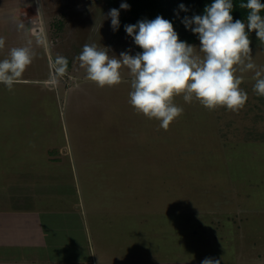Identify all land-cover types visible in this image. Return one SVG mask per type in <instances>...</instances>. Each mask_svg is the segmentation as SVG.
<instances>
[{"label": "rangeland", "instance_id": "1", "mask_svg": "<svg viewBox=\"0 0 264 264\" xmlns=\"http://www.w3.org/2000/svg\"><path fill=\"white\" fill-rule=\"evenodd\" d=\"M110 1L0 0V60L28 41L35 53L11 91L0 84V197L32 181L68 194L75 184L86 201L130 205L144 237L138 248L146 241L154 259L264 264V97L253 91L255 70L237 72L248 94L239 112L177 97L183 114L164 130L130 105L126 68L120 84L100 88L76 59L88 43L117 57L142 51L113 31ZM249 38L264 72V44L255 32Z\"/></svg>", "mask_w": 264, "mask_h": 264}, {"label": "clouds", "instance_id": "2", "mask_svg": "<svg viewBox=\"0 0 264 264\" xmlns=\"http://www.w3.org/2000/svg\"><path fill=\"white\" fill-rule=\"evenodd\" d=\"M246 9L245 20L233 19L232 0H213L206 5L203 15L184 17L185 28L197 35L200 45L196 47L179 39L173 23L158 15L153 20L142 19L136 24H126L125 32L142 51L131 55L121 52L119 57L95 43L85 44L76 57L85 70L86 79L98 87H113L122 82L121 69L130 74L129 103L138 114L159 122L167 130L170 124L183 114V107L175 102L182 97L185 103L198 102L208 110L224 107L239 112L245 107L248 94L240 87L243 78L237 72L255 70L253 91L264 97V72L257 70L253 62L249 34L255 32L264 44V3L247 0L240 3ZM180 10L188 9L179 5ZM120 9L130 10V5L121 3ZM108 17L113 31L120 26V10L112 8ZM178 16V13H177ZM32 42L9 50L0 60V84L9 91L20 80L35 53ZM5 39L0 37V49ZM57 63L63 71L65 57ZM201 264H220L219 259L207 257Z\"/></svg>", "mask_w": 264, "mask_h": 264}, {"label": "crops", "instance_id": "3", "mask_svg": "<svg viewBox=\"0 0 264 264\" xmlns=\"http://www.w3.org/2000/svg\"><path fill=\"white\" fill-rule=\"evenodd\" d=\"M34 184L0 197V264H173L154 259L146 241L138 248L130 205L86 201L75 184L69 194Z\"/></svg>", "mask_w": 264, "mask_h": 264}, {"label": "trees", "instance_id": "4", "mask_svg": "<svg viewBox=\"0 0 264 264\" xmlns=\"http://www.w3.org/2000/svg\"><path fill=\"white\" fill-rule=\"evenodd\" d=\"M213 0H111L110 5L113 8H119L120 3H127L130 5V10L120 9V26L119 31L126 33L124 26L126 24H136L142 19L153 20L158 15L171 21L174 29L179 35V39L187 43H194L199 41L197 35L186 29L181 22L184 17H192L193 15H203L206 5H210ZM233 2V19L245 20L247 11L239 7L240 3H246L247 0H232ZM264 3V0H261ZM183 4L188 11H182L179 5ZM178 13V16H177ZM261 16L264 15L262 11Z\"/></svg>", "mask_w": 264, "mask_h": 264}]
</instances>
